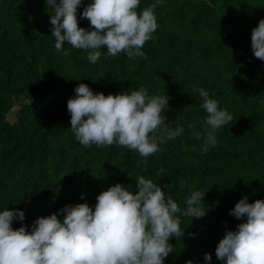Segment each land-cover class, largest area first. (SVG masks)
Returning a JSON list of instances; mask_svg holds the SVG:
<instances>
[{
    "label": "trees",
    "instance_id": "1",
    "mask_svg": "<svg viewBox=\"0 0 264 264\" xmlns=\"http://www.w3.org/2000/svg\"><path fill=\"white\" fill-rule=\"evenodd\" d=\"M90 2L82 0L77 13L85 29L90 23L81 14ZM151 4L157 29L141 49L146 59L124 52L112 57L102 47L92 63L86 50L67 42L68 55L56 50L46 0H0V212L22 210L25 219L12 227L31 231L39 217L56 213L63 221L66 205L86 202L94 210L96 197L118 183L138 191L142 175L181 209L176 215L184 235L170 239L173 252L164 264H225L215 249L226 231L246 220L230 211L245 196L249 203L264 200V61L251 48L264 0H140L137 11ZM80 83L105 95L140 88L166 94L161 115L184 131L148 157L118 144L85 147L70 129L67 110ZM194 88L232 116L207 152L189 128L206 127ZM142 160L147 163L138 165ZM193 191L205 193L207 212L199 219L182 215Z\"/></svg>",
    "mask_w": 264,
    "mask_h": 264
},
{
    "label": "clouds",
    "instance_id": "2",
    "mask_svg": "<svg viewBox=\"0 0 264 264\" xmlns=\"http://www.w3.org/2000/svg\"><path fill=\"white\" fill-rule=\"evenodd\" d=\"M81 3L82 0H46L58 52L68 55L63 51L67 42L74 49L86 50L92 63L100 58L102 47L112 57L124 52L129 59H146L141 49L157 29L153 11L156 4L138 12L140 0H92L81 14L90 23V29H85L77 18ZM251 48L254 56L264 61V19L252 30ZM193 90H198L202 98L206 127L202 132L196 131L195 125L190 124L189 128L194 139H203L201 150L207 152L217 143V130L232 116L226 109L221 110L207 91ZM168 101L166 94L149 95L145 88L130 94L105 95L80 83L67 101L70 129L85 147L118 144L148 157L160 151L159 144L184 131L182 127H171L166 123L167 116L161 115ZM146 163L137 161L138 165ZM135 182L136 192L118 183L96 197L94 210L86 202L66 205L60 209L63 221L56 213L39 217L31 231L25 226L14 229L13 221H23L25 213L6 208L0 212V264H164L173 252L170 239L184 235L176 215L181 209L151 179L141 175ZM204 196L205 193L193 191L182 215L204 217ZM230 214L246 220L235 231L225 232L215 249L217 259L225 264H264V200L249 203L245 196ZM204 259L210 262L211 254L205 253Z\"/></svg>",
    "mask_w": 264,
    "mask_h": 264
}]
</instances>
